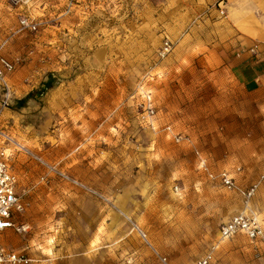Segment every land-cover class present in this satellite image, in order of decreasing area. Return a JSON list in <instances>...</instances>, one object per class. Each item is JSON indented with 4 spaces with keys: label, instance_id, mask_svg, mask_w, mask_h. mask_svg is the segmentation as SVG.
Wrapping results in <instances>:
<instances>
[{
    "label": "rangeland",
    "instance_id": "obj_1",
    "mask_svg": "<svg viewBox=\"0 0 264 264\" xmlns=\"http://www.w3.org/2000/svg\"><path fill=\"white\" fill-rule=\"evenodd\" d=\"M179 2L0 0V54L16 62L0 128L26 203L14 220L29 225L2 231L7 249L31 264H193L234 214L264 225V183L246 204L200 168L258 179L264 84L246 90L215 60L218 18H188ZM212 264H264V245L226 240Z\"/></svg>",
    "mask_w": 264,
    "mask_h": 264
},
{
    "label": "built area",
    "instance_id": "obj_2",
    "mask_svg": "<svg viewBox=\"0 0 264 264\" xmlns=\"http://www.w3.org/2000/svg\"><path fill=\"white\" fill-rule=\"evenodd\" d=\"M222 1L219 3L220 13L224 14V8L221 6ZM21 27L23 29L36 30L38 23L31 20L29 16L22 15L20 18ZM255 45L253 50L257 48ZM173 50V42L166 38L163 45L159 50L161 58L169 55ZM16 62L8 59L0 54V87L3 90L2 94V108L10 106L12 99L11 83L8 75L15 70ZM143 111L148 117H154L156 114L155 106L153 104L150 93L144 94ZM146 119L145 115H142ZM148 124H153L154 121L146 120ZM10 135L0 128V264H31L34 260L28 254L7 249L1 241L2 231L9 228H16L17 231H28L29 225H17L14 216L17 212H22L26 209V203L21 199L17 191L18 177L12 170L9 163V156L6 153V144L10 143ZM181 137H178L179 140ZM50 171L58 173L62 176L65 174L60 171L57 165L47 164ZM200 168L206 175L225 187L227 190L240 195L248 204L251 199L256 195L259 187L264 183V170L257 180L248 186L240 184L235 175L229 169H222L218 172L212 171L204 158H200ZM241 168L237 167L236 171ZM44 179V177H42ZM237 236L245 237L250 243L255 246L264 245V225L261 219L250 210L240 211L231 216L226 222L221 225L219 239L214 242L210 248L193 264H212L215 260L216 251L219 244L223 241L234 239ZM160 258L167 262V258L160 256Z\"/></svg>",
    "mask_w": 264,
    "mask_h": 264
},
{
    "label": "crops",
    "instance_id": "obj_3",
    "mask_svg": "<svg viewBox=\"0 0 264 264\" xmlns=\"http://www.w3.org/2000/svg\"><path fill=\"white\" fill-rule=\"evenodd\" d=\"M177 1L188 18H218L222 31L214 45L215 60L231 68L246 90L255 91L264 84V0ZM221 1L224 17L218 14ZM255 45L258 47L253 50Z\"/></svg>",
    "mask_w": 264,
    "mask_h": 264
}]
</instances>
